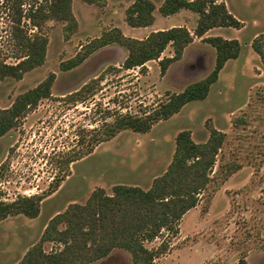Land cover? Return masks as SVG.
I'll return each mask as SVG.
<instances>
[{
	"label": "rangeland",
	"instance_id": "374dc122",
	"mask_svg": "<svg viewBox=\"0 0 264 264\" xmlns=\"http://www.w3.org/2000/svg\"><path fill=\"white\" fill-rule=\"evenodd\" d=\"M47 1L0 0V61H19L23 37L38 32L28 18L30 7ZM105 1L101 5L73 0L75 33L67 37L66 22L46 21L40 29L49 41L45 63L20 80L0 79V108L5 109L19 95L56 75L51 97L26 111L0 138V201L37 194L45 197L37 218L19 215L0 222V264H18L40 241L54 216L72 203L85 204L95 190L102 188L108 195L114 194L117 185L148 190L171 164L179 133L189 131L195 142L203 143L212 127L227 134L215 172L229 163L242 168L210 202L204 196L185 215L178 234L165 231L145 244L150 249L163 242L168 245L156 264H238L243 256L248 264H264V60L253 48L257 37L262 36L264 42V0H225L242 27L215 28L203 38L194 36L183 58L166 72L160 60L174 55L172 46L145 69L127 70L123 64L129 52L118 44L99 49L77 68L63 70V62L115 27L126 36L145 39L151 32L174 26H184L194 34L199 20L197 13L186 9L163 16L160 8L165 0H151L156 6L155 23L133 28L126 16L136 0ZM212 36L237 39L242 51L226 63L206 99L187 104L148 133L123 131L68 164V159L88 149L90 131L114 121L117 114L141 115L206 78L216 63V49L204 40ZM88 85L94 88L84 91L83 102L74 100V94ZM59 246L46 242L44 249L52 252ZM92 264L134 261L129 251L115 249Z\"/></svg>",
	"mask_w": 264,
	"mask_h": 264
},
{
	"label": "trees",
	"instance_id": "16d2710c",
	"mask_svg": "<svg viewBox=\"0 0 264 264\" xmlns=\"http://www.w3.org/2000/svg\"><path fill=\"white\" fill-rule=\"evenodd\" d=\"M84 1L89 4L106 3L105 0ZM30 8L28 18L38 32L23 37V55L18 57V62L8 64L0 61L1 80L8 77L20 80L45 63L49 41L40 29L46 21L66 22L67 37L72 36L78 27L73 0H49L44 5H31ZM183 9L199 15L194 34L184 26H174L151 32L145 39H137L126 36L115 27L84 45L74 58L62 63V68L65 71L77 68L99 49L118 44L129 52L123 68L143 70L148 62L160 60L165 50L172 46L174 55L160 60L161 69L166 72L171 64L183 58L194 36L203 38L215 28L242 27V23L228 10L225 0H165L160 12L163 16H171ZM155 11L153 1L136 0L127 10V23L133 28L152 26L156 21ZM204 40L216 49L214 70L206 78L188 85L183 92L171 95L158 107L141 115L117 114L114 121L90 131L88 149L68 159V164L90 155L96 146L114 139L123 131L148 133L159 122L178 114L187 104L206 99L226 63L240 56L242 45L237 39L220 36ZM253 48L264 60L262 36L255 39ZM55 79L56 75L51 74L34 89L19 95L11 107L0 108V138L17 125L26 111L37 106L42 99L51 97ZM88 86L75 93L74 100L83 102L86 98L82 96L84 91L94 88L93 85ZM226 141L227 134L213 127L208 140L203 143L195 142L189 131H182L176 138V151L171 164L148 190L117 185L114 194L108 195L100 188L85 204H70L48 222L40 241L27 251L18 264H92L106 258L115 249L129 251L134 264H156L157 259L169 249L168 245L163 242L157 249H150L145 242L156 240L165 231L178 234L185 215L196 208L204 196H208L210 202L228 178L242 168L239 164L229 163L215 172L218 155ZM1 178L2 169L0 183ZM208 191L210 193L207 194ZM44 199V195L37 194L20 196L14 201H0V222L19 215L37 218ZM46 242L57 243L59 249L45 251ZM238 264H248L246 256Z\"/></svg>",
	"mask_w": 264,
	"mask_h": 264
},
{
	"label": "crops",
	"instance_id": "0c3cea01",
	"mask_svg": "<svg viewBox=\"0 0 264 264\" xmlns=\"http://www.w3.org/2000/svg\"><path fill=\"white\" fill-rule=\"evenodd\" d=\"M156 17V16H155ZM170 28H172V27H170ZM169 29V28H168ZM122 30V29H121ZM162 30H165V29H162ZM156 31H158V30H156ZM46 228V227H45Z\"/></svg>",
	"mask_w": 264,
	"mask_h": 264
}]
</instances>
